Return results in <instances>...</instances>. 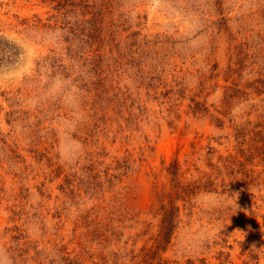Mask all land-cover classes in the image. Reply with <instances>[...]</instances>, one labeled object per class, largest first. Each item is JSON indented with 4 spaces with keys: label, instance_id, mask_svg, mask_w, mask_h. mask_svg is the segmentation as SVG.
Returning <instances> with one entry per match:
<instances>
[{
    "label": "rangeland",
    "instance_id": "obj_1",
    "mask_svg": "<svg viewBox=\"0 0 264 264\" xmlns=\"http://www.w3.org/2000/svg\"><path fill=\"white\" fill-rule=\"evenodd\" d=\"M0 246L264 264V0H0Z\"/></svg>",
    "mask_w": 264,
    "mask_h": 264
},
{
    "label": "clouds",
    "instance_id": "obj_2",
    "mask_svg": "<svg viewBox=\"0 0 264 264\" xmlns=\"http://www.w3.org/2000/svg\"><path fill=\"white\" fill-rule=\"evenodd\" d=\"M0 264H15L11 253L3 246H0Z\"/></svg>",
    "mask_w": 264,
    "mask_h": 264
}]
</instances>
